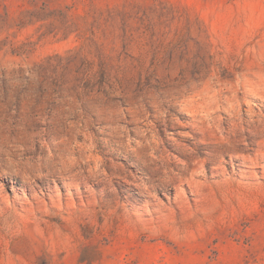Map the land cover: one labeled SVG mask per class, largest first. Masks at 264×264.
Listing matches in <instances>:
<instances>
[{
	"label": "rangeland",
	"instance_id": "374dc122",
	"mask_svg": "<svg viewBox=\"0 0 264 264\" xmlns=\"http://www.w3.org/2000/svg\"><path fill=\"white\" fill-rule=\"evenodd\" d=\"M0 264H264V0H0Z\"/></svg>",
	"mask_w": 264,
	"mask_h": 264
}]
</instances>
